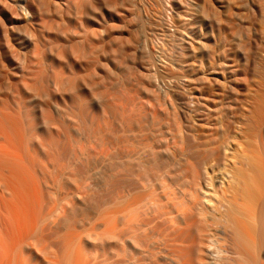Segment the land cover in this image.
<instances>
[{
	"label": "bare ground",
	"instance_id": "1",
	"mask_svg": "<svg viewBox=\"0 0 264 264\" xmlns=\"http://www.w3.org/2000/svg\"><path fill=\"white\" fill-rule=\"evenodd\" d=\"M151 1L0 0V264H135L140 254L144 260L146 254L161 257L162 251L166 262L176 264H264V0H245L243 27L236 20L242 15L235 12L236 0H202L203 12L214 5L219 14L214 22L191 16L193 35L210 33L212 49L223 51V82L215 83L216 96L238 107L221 120L233 140L224 164L232 176L211 191L193 175L204 158L193 117L197 95L185 94L180 106L172 83L157 79L158 47L166 43L170 24H177L175 2L162 0L169 5L158 15L148 6ZM133 13L146 35L144 42L130 35L127 46L121 28ZM119 62H127L123 67L134 76L131 83L137 78L153 101L128 97L138 84L125 86V99L118 96ZM171 111L184 116L180 168L160 128H151L155 138L150 141L140 129L147 114L155 122ZM137 143L151 148L161 162L158 179L170 181L165 221L174 230L179 224L186 238L191 228L199 231V242L193 236L194 256L189 241L186 248L178 240L177 248L165 250L171 233L155 241L170 238L164 249L155 245L142 234L141 215L124 213L137 198L123 205L136 181L152 175L136 170ZM177 169L183 179L179 190ZM124 183L131 192H125ZM212 200L226 228L208 232L194 219L212 208Z\"/></svg>",
	"mask_w": 264,
	"mask_h": 264
},
{
	"label": "rangeland",
	"instance_id": "2",
	"mask_svg": "<svg viewBox=\"0 0 264 264\" xmlns=\"http://www.w3.org/2000/svg\"><path fill=\"white\" fill-rule=\"evenodd\" d=\"M172 1L175 2V10L178 13L177 24L176 25L173 24L175 27L172 24H170L171 25L170 26L171 32L164 34V35H166L165 38L166 37L167 38L165 39L166 43L164 42L163 45L164 44H166V45H164V46L163 45L160 46L161 44L159 45L161 47V49H162V47H165V48H163L164 51H162L163 49L161 50L158 46H156V48L158 47V49H159L158 54H160V56H162V60L160 62V73L157 75V79L159 80L160 83H172V85L174 87L173 90L176 93L174 96V101L177 104H180V106L184 101V95L185 94L186 95H189V94L197 95L196 96V99H197L196 103L197 104H194V106H193L194 107L193 117L195 119V123L197 125V128L199 129V132H200L198 141L200 144V146H199L200 149L204 150V158H201L200 160H198L196 162V166L193 170V172H194L193 175H194V181H196L198 183V185L205 187V189L208 191H211L212 189H214V184L217 185V183L221 182L223 180V178H225L224 180L227 181V178L232 176V174L230 172H228L224 166V164L226 163V161H225L226 156L229 152L228 148L232 147V145H230V143H233V142H231L232 136L225 133V129L223 128L221 120H222V118H224L226 116H229L231 114L236 113L238 110V107L235 104L227 105L226 102L220 101V99H218L219 97H217L215 94V93H217V90H216V92H214V88H216L215 86L217 85L215 83L221 84L223 82L222 78H221L222 72L224 70L222 49H220L219 47H216L215 50L212 49V46H214V40L209 42L207 39L210 37V33L203 35V36L193 35V33L191 31L190 21L192 19V17H191L192 15H198V14L200 15L201 14V15H204V17L206 18L207 21H209V22L213 21L214 22V19H217V16L219 14L217 13V11H214L215 10L214 5L209 8V10H210L209 12H206V13L203 12L199 8V4L201 5L202 0H172ZM212 3H214V0L212 1ZM244 3H245V0H236V2L234 4V6H236L235 12H237L238 14H240V12L242 13V15L241 14L239 15V19H238V17H236L237 18L236 20H238L237 22H238L240 27L246 26V22H248V18L244 17V13H245V4ZM126 4H128V2H126ZM166 4L162 0H152L151 4H149L148 6L151 7L155 11L156 14L160 15L163 12V7ZM131 5H134V4L131 3ZM168 5L169 4H167V7H168ZM148 6H146V7H148ZM222 7L223 8L220 7L219 10L225 12L226 11L225 5H223ZM214 12H216V13H214ZM136 15H138V14L133 13V14L126 16L125 22L122 23V28H123V29L121 28V30H123L122 37H124L123 40L125 39L126 43L129 40L128 38H130V35H131V38H133L132 35H137V38L139 39V40L137 39V41H139V42H144V40H145V35H146L145 31L146 30H144L145 28L143 27L142 23H140L141 21L137 18ZM130 20L132 21V23L130 22ZM127 22H129V23H127ZM254 22H258V21H254ZM127 25H130V26H128L129 28H127ZM141 25H142V27H141ZM151 27H153V26H151ZM151 27L149 30H152L153 32H155L157 34L163 33V32L160 33V30L156 29L155 27H153V29ZM130 29H132V30L130 31ZM229 44L233 45V44H236V42H235V40H231V42ZM127 46H128V43H127ZM163 53H165V54H163ZM160 59H161V57H160ZM119 63L117 65V69H116V71H117L116 74H119V77H118V75L116 77V78H118V79H116L117 80L118 96H120V97L122 96L121 98H123L125 96L123 98V99H125L126 96L128 95V97L132 96L134 98L136 97L138 99H143L145 101L147 100L149 102L153 101V95H150V93L142 86L143 85L142 83L138 84L137 78L135 79V81H133V83H131L132 80L134 79V76H131V74L129 72L127 73L126 69L124 68L127 62L126 63L122 62L123 65H122V63H120V64ZM131 64L133 66L135 65V67H136V63L135 64L131 63ZM138 64H137L136 70H138ZM134 69L135 68L132 67V70H134ZM136 70H134V71H136ZM128 74H130V75H128ZM123 78H125V79H123ZM129 81L131 84L129 83ZM132 84H134V86H133L134 88L137 86V84L141 87H137V90H133L130 94L127 93V95H125L124 94L126 92L125 86L126 85L130 86ZM123 88L125 91L123 90ZM122 90H123V92H122ZM221 102L224 104H221ZM129 106L132 107V105H130V104H129ZM147 116H148V120H144L142 122V124L144 126L142 128L140 127V129L144 130L145 133L148 134V136L150 137V139L148 141H150L153 138H155L151 128L152 127L160 128V130L162 131V133L165 135L166 139L170 143L171 150L173 151V153L177 159L176 168H178L177 166H179V168H180L179 160L181 158V146H182L181 131H182V125L184 122V116L180 112H177L176 114H174L172 111L170 113H161L160 117H158L155 122H153V118H151L152 115L150 113L147 114ZM124 127L126 129H128V125L126 123L124 124ZM136 128H137V124H134V129L136 130ZM213 131H214V133H213ZM133 134H134V132H133ZM123 136H125V134H123ZM191 143H194V142L192 141ZM133 149L136 152V161H135V163H137V166L135 164V167L137 168L136 170H138V172H140V173H151L152 175L151 176L145 175L142 179H139L138 181H136V183L134 185L137 188L135 186L134 187L132 186L135 189H132L130 186H128V189H127L126 186L128 183H126V184L124 183L125 185L123 184L124 185L123 189L126 188V190H127L125 192H127V193L131 192V190L129 188L134 190L133 192H131L132 194L129 193L130 195L126 193L127 195H129V197L125 194L126 195L125 198H127V199H129L131 197L132 198L129 199L128 201H127V199H126V201L123 200L124 201L123 205L125 202L128 205V203L130 201H132L134 199V197H137L134 199V201L131 202L132 204H130V206L132 205L131 207L133 210L131 209V207H128V209H130V210L126 209V211L124 210V213L126 212L125 214L129 215V214H131V212L129 213V211H132V214L134 213L133 217L136 214L141 215V217L138 215L139 216L138 219H141V221H142L141 222L142 234L144 236H147L146 234L148 233V237L150 238L151 241L153 240L152 242L155 245L158 244V241H157V243H155L157 238L163 239L164 237H166L164 235H166V234L169 235L171 233V235H169V236L171 238V243L173 241V243H172L173 245H171V243L169 242L170 238H168V239L165 238L166 240L164 239L165 240L164 242H166V245H168L170 243L168 245L169 248H167L168 247L167 246L165 250L170 249V248L175 249V248H177L176 245L179 246L178 245L179 243H180L179 247H185L186 248V246H188L187 241H189V245L191 248H192V246L193 247L196 246L195 245L196 241L199 242V239L201 237H199L200 236L198 234L199 231H197L195 227L190 229L191 230V231H189L190 234H189V232L186 234L187 238H188L192 233V235L187 239L186 236L183 237L185 235V233L183 232L184 231L183 229H180L181 226L179 224H176L173 226V227L179 226L178 228L176 227L174 230L173 228L172 229L170 228V227H172L170 225V223L167 220L165 221L164 212H166L170 208V206H167L168 204H167V199H166V197H167L166 194L170 193V189L166 188L168 186V182H170V181H167V180L164 181V180L158 179L157 174H160V172H162L161 168H159L161 162H157L155 160V157L151 153V151H152L151 148L144 146L143 144L137 143V144H135V146H133ZM216 149H218L219 152H216ZM213 151H214V156L212 155ZM180 173H181L180 169L179 170L177 169V171L175 172V176L177 177L176 184H175L176 190H179V188H182L181 183H182L183 179L180 177L181 176ZM139 196H140V198H139ZM137 200H138V202L134 203ZM217 200H220V197H217ZM161 202L162 203L164 202V203L161 204ZM208 203L212 208L211 209L209 207L206 208L204 210V212L202 213V215H198L199 217L196 216L195 218L197 220L196 219H194V220L197 221L198 223L201 220V222L199 224L200 225L202 224L203 230L206 229L205 231H208V232L209 231L210 232L211 231H213V232L220 231V230L226 228V222L223 220L221 211L218 209L219 204L214 203L213 200L209 201ZM214 206H215V208H214ZM135 211H136V213H135ZM155 212L156 213L158 212V213L155 214ZM162 212H163V215H162ZM144 213H146L148 215V218H147L146 214L144 215ZM159 213L164 220H161L162 218L160 219V215H158ZM137 215L135 217H138ZM152 215H154V216H152ZM155 215H156V217H155ZM130 216L131 215H129V217ZM151 217H152V219L154 217V219L149 221L148 219H150ZM157 217H158V219H157ZM138 219L136 218V220H138ZM148 221H149V224L148 223L146 224L145 222H148ZM151 222L154 223V225ZM155 222H156V225H155ZM162 222H163V224H161ZM167 223H169V226L166 225ZM150 224L152 226H155L156 228H154V227L152 228V226ZM146 226H147V228H146ZM158 226H160V227H158ZM145 228L148 231L150 230L151 232L145 231ZM151 229L152 230L155 229V231H152ZM160 229L162 232L160 231ZM156 230H158V233ZM175 231H176V233L174 236ZM181 231L183 232V234L180 235ZM195 231H197V232H195ZM160 232L163 234H161ZM149 233H150V235H149ZM196 233L198 234V236ZM157 234L160 237H158ZM176 234L179 237L175 238V240H174V237L177 236ZM168 235H167V237H168ZM194 235L196 236V241H194V239H195ZM152 236H154V237L157 236V237L154 240ZM201 236H202V234H201ZM182 237H183V239H182L183 241L180 240ZM184 238L186 239V241H185L186 244L182 243V242H184ZM162 239H161V241H163ZM157 240L160 241V239H157ZM178 240L180 241L179 243H177ZM164 242H162V244H158L157 246L162 245L161 248L164 247L165 246ZM181 243L184 246H182ZM191 243H194V245L193 244L191 245ZM170 246H172V247H170ZM124 248H125V246H124ZM162 249H164V248H162ZM192 249H191L192 255L194 256V254L196 252V247H194ZM137 251H140L139 247L136 249V255L135 256H137V254H139V253H137ZM161 253H160L161 257L160 256L158 257V253H157V255L156 254L154 255L155 257L153 255L148 254V256H152V258L154 257L153 259L158 257V260L155 259L156 261H158V263L156 261H153V259L151 257L149 258L147 256V254L144 257V260L142 258L144 255L140 254L137 256V258L139 256L141 258H139V259L135 258V261L137 262V264L138 263L142 264L140 262H143V264H144V262H146V261H149V262L153 261L150 264H159V260L162 262V263L160 262V264H164V263L165 264H176V263H171V261H169L170 260L169 258H167L168 262H166L165 260H166L167 256L165 255V257H164V255H163V254H166V252L163 253V251H162ZM145 258H146V260H145ZM163 259L165 262L163 261ZM136 262H135V264H136ZM124 263L126 264V262H124ZM128 264H130V263H128Z\"/></svg>",
	"mask_w": 264,
	"mask_h": 264
}]
</instances>
